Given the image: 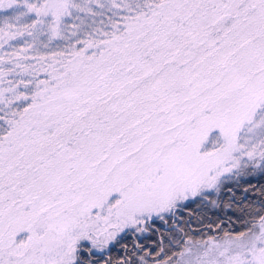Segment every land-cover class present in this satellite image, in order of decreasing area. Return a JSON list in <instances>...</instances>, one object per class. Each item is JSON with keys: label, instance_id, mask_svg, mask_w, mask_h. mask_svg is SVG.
I'll list each match as a JSON object with an SVG mask.
<instances>
[{"label": "snow or ice", "instance_id": "6c2138e0", "mask_svg": "<svg viewBox=\"0 0 264 264\" xmlns=\"http://www.w3.org/2000/svg\"><path fill=\"white\" fill-rule=\"evenodd\" d=\"M256 176L264 0H0V264H264Z\"/></svg>", "mask_w": 264, "mask_h": 264}, {"label": "trees", "instance_id": "16d2710c", "mask_svg": "<svg viewBox=\"0 0 264 264\" xmlns=\"http://www.w3.org/2000/svg\"><path fill=\"white\" fill-rule=\"evenodd\" d=\"M250 180H251V183H252L253 185H257V184H260V183H264V177H260V176L252 177V178H250ZM191 210H192L194 213H196V214H199V211H200V210L197 208L196 205H192V206H191ZM208 215H209V217H210L212 220H216L217 216H223V212H221V211H216V212H214V213H213V212H209ZM185 218H187V216H186ZM193 227L195 228L196 225L194 224Z\"/></svg>", "mask_w": 264, "mask_h": 264}, {"label": "flooded vegetation", "instance_id": "af4514ba", "mask_svg": "<svg viewBox=\"0 0 264 264\" xmlns=\"http://www.w3.org/2000/svg\"><path fill=\"white\" fill-rule=\"evenodd\" d=\"M163 227V226H162Z\"/></svg>", "mask_w": 264, "mask_h": 264}]
</instances>
